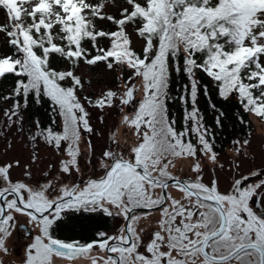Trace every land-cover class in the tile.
Wrapping results in <instances>:
<instances>
[{
    "label": "snow or ice",
    "instance_id": "6c2138e0",
    "mask_svg": "<svg viewBox=\"0 0 264 264\" xmlns=\"http://www.w3.org/2000/svg\"><path fill=\"white\" fill-rule=\"evenodd\" d=\"M124 2L127 6L117 17L106 10L109 0H0L6 16L0 34L12 49L11 55L0 54V79L9 74L17 78L11 94L0 98L13 100L4 111L7 126H22L21 110L30 98L37 104L46 98L62 131L42 128L36 121L38 131L30 139L42 138L58 153L63 148L67 159L61 161L60 171L68 176L82 174L79 157L85 135L89 153L95 156L90 137L96 131L84 102L101 113L118 109L117 127L136 137L127 157L107 145L98 160L101 174L82 183L32 188L11 180V163L0 166V252L8 253L6 239L16 227L14 214H23L39 229L23 264H54V257L69 264L81 258L91 264H264V214L249 206L254 196L261 195L258 190L264 189V181L244 186L245 176L227 192L220 191L214 176L203 182L201 156L213 165V174L215 166L222 169L223 164L197 105L203 74L222 100L235 98L245 113L264 119V0ZM97 20L114 24L116 30L98 29ZM129 27L143 41L139 53L132 46ZM104 40L107 47L101 46ZM57 57L56 62L65 66L53 67ZM101 64L109 71L118 70L124 90L108 89L96 99L85 95L82 100L80 93L91 80H84L77 70ZM125 71L130 73L126 80ZM173 72L188 81L179 97L186 106L182 130H177L168 109L174 99L169 92ZM203 93L208 96L207 85ZM211 107L215 109V104ZM127 108L134 111L128 114ZM99 120L104 123L103 115ZM240 122L245 123L242 118ZM113 144L119 141L113 138ZM249 145V139L234 141V156L246 157ZM36 158L34 153L33 162ZM177 159L193 161L195 179L182 180L169 172ZM169 188L182 193L183 200L168 195ZM137 208L160 213L158 230L147 244L136 227ZM81 212L122 216L128 224L116 236L99 231L88 243L54 237L58 221ZM94 249L106 255H95Z\"/></svg>",
    "mask_w": 264,
    "mask_h": 264
},
{
    "label": "rangeland",
    "instance_id": "374dc122",
    "mask_svg": "<svg viewBox=\"0 0 264 264\" xmlns=\"http://www.w3.org/2000/svg\"><path fill=\"white\" fill-rule=\"evenodd\" d=\"M122 0H109L107 5L108 14H118L122 7H125ZM4 15L0 12V18ZM128 32L132 39V46L141 51L143 41L140 40L134 33L132 27L128 28ZM0 44L5 45L4 39L0 34ZM6 47V46H4ZM3 48V47H1ZM65 66V65H64ZM77 75H81L84 80H91V86L85 85V90L80 93L81 99L87 95L92 99L98 98L103 91L108 89L122 92L123 80L118 79V70L109 71L101 64L97 67H87L81 65L77 70ZM124 79L130 75L129 72H124ZM137 88H140L139 81H134ZM142 89L136 93V99L139 101L142 98ZM85 106L90 112V122L96 131V135L90 137L92 144L95 147V156L89 153L87 148V137L82 140L80 145L81 156L79 157V165L82 174L73 172L71 176L63 174L60 171L61 161L67 159L64 154L63 148L58 153L52 147H49L43 140L38 138L33 142L30 137L35 134V129L30 128L26 122V115L22 114V126L14 124L11 128L7 126V120L4 117V112L0 110V166L11 163L13 167L10 170L11 180H48L56 186L64 184H73L89 177L95 178L101 174V169L98 167V160L101 152L107 145H112L120 151H123L127 157L129 149L136 141V137L132 132L120 124V113L118 109H110L104 113L99 112L97 109L91 108L84 102ZM7 105V104H5ZM7 107V106H6ZM134 111L132 108L125 109V112L131 114ZM103 115L104 123H100L99 117ZM253 133L249 136L250 145L247 148V156L235 157L233 153L234 145L225 149L222 153L218 154V160L223 164L221 169L218 165L215 166V173L213 174V165L204 157L199 158V163L203 169V182L208 183L210 178H217L219 186L221 185L224 190H228L236 179H242L248 173H256L254 170L264 173V122L260 121L256 116L252 117ZM22 127V130H20ZM103 134L102 136L100 134ZM111 137V138H110ZM113 138L119 141L118 145L113 144ZM36 155V160L33 162V154ZM91 161L89 163L88 161ZM19 161V165L16 162ZM239 163V169L235 168V163ZM175 167H169V172L172 175H179V177H187L195 179L196 173L192 172L193 161L189 159H177ZM255 175V178H258ZM246 182V181H244ZM247 186V183H244ZM169 193L172 198L183 200V195L174 188H169ZM160 189H156V194H159ZM264 205V196L262 199ZM138 212H140L138 210ZM137 216H145L143 213H137ZM155 215V211L150 212L149 217L140 219V228L148 227L147 222H151ZM111 226L117 228L118 218H113ZM115 231V230H114ZM113 232V231H112ZM147 233V232H146ZM147 236V234H145ZM99 253L96 251L95 254Z\"/></svg>",
    "mask_w": 264,
    "mask_h": 264
},
{
    "label": "trees",
    "instance_id": "16d2710c",
    "mask_svg": "<svg viewBox=\"0 0 264 264\" xmlns=\"http://www.w3.org/2000/svg\"><path fill=\"white\" fill-rule=\"evenodd\" d=\"M124 2V0H122ZM95 2V0H93ZM125 3V2H124ZM126 5V4H125ZM127 6V5H126ZM125 6V7H126ZM120 11V10H119ZM0 12L4 15V17L0 18V24L6 22V16L3 10ZM114 16L119 17L118 14H111ZM97 28L103 29L105 31H115L116 26L111 24L107 21H99L97 20ZM5 45L0 44V54L11 55L12 49L6 44V37L1 34ZM6 46V47H4ZM86 47L89 48L91 51L90 44L86 43ZM101 46L107 47L108 41L104 40L101 41ZM3 47V48H1ZM138 53L141 52L134 48ZM93 54H95L93 52ZM59 58L57 57L56 60L53 61V67H61L64 66L62 64L57 63ZM201 76V92L197 98V105L200 109V112L203 116L204 124L210 129L212 136H214V144H215V151L220 154L228 147L234 145V141L240 140L243 141L244 139H248L249 136L253 133V125H252V117L255 116L254 114L245 113L240 106L239 102L235 98H231L228 101L222 100L217 93L216 88L211 84L209 79L200 74ZM16 77L9 74L6 75L5 78L0 79V98L8 96L11 94L12 89L15 86ZM187 78L183 75H177L175 72L172 73L171 78V85L169 88L170 95L174 97V99L169 102L168 109L169 114L172 119L176 121L175 127L177 130H182L184 126V110L185 105H182L179 97L183 92V86L187 84ZM208 86V96H205L203 93V86ZM7 104V105H5ZM13 104V100H3L0 99V110L3 112L6 109H10ZM212 104H215V109L211 107ZM7 106V107H6ZM187 108L191 110V104L187 105ZM223 113L220 116V113ZM26 115V122L30 128H34L37 132L36 121H39L40 126L42 128L52 127L55 131L60 132L62 131L60 118L55 115L52 111V107L50 102L44 98L42 101L37 104L36 101L32 98L29 99V103L26 109L21 110V115ZM220 116L221 126H217L216 118ZM257 117V116H256ZM241 118L245 121L244 124H241ZM258 118V117H257ZM261 122H264V119L258 118ZM53 120L56 121L53 124ZM35 132V133H36ZM43 140L42 138H40ZM195 138L193 137V143H195ZM174 176V175H173ZM94 217V228L95 231L103 227L104 220L102 216H93Z\"/></svg>",
    "mask_w": 264,
    "mask_h": 264
},
{
    "label": "flooded vegetation",
    "instance_id": "af4514ba",
    "mask_svg": "<svg viewBox=\"0 0 264 264\" xmlns=\"http://www.w3.org/2000/svg\"><path fill=\"white\" fill-rule=\"evenodd\" d=\"M254 172L259 173L261 171L254 170ZM260 174V173H259ZM247 176L248 184H256L260 181H264V173L257 176L255 178V174L248 173L244 175ZM13 182H23L26 183L29 187L32 188H41L49 183L48 180H33V179H23V180H12ZM76 183H82V181H78ZM234 183V182H233ZM53 184V183H52ZM54 185V184H53ZM65 185V184H64ZM69 185V184H68ZM62 186V185H61ZM220 191L227 192L230 190H224L222 186H219ZM51 191V190H49ZM261 195L254 196L251 201H249V206L253 209L257 214H264V205L262 204V199L264 196V189H259ZM53 196L57 195L58 192H52ZM138 209V208H137ZM31 211V210H29ZM135 214L140 213L134 210ZM142 213V212H141ZM145 216L141 215L140 219H144L149 217L150 212L143 213ZM16 220V227L11 229V236L6 239V247L8 249V253L4 254L0 252V261H3V264H23V261L26 259V251L29 245L34 241L36 235L39 234V229L36 228L33 224L28 222L29 218L24 216L23 214H14ZM93 216H102L104 220L103 227L95 231L94 228V217ZM139 217V216H138ZM113 218H118V226L115 228L111 226L113 222ZM152 221L147 222L144 228H140L139 222L136 225L137 230H142V239L144 244H147L151 239L152 233L158 230V221L160 219V213L155 211L154 217H151ZM58 227H54L53 235L56 238H59L64 241H73L79 240L81 243H88L92 240L96 239V233L99 231L106 232L108 236H116L119 235V229L121 227H127L128 221H126L122 216L121 217H108L100 213H69L67 214L62 221H58ZM115 230V231H114ZM113 231V232H112ZM147 232V233H146ZM147 234V236L145 235ZM95 250H93V254H95ZM140 252H144V247L142 246L139 249ZM146 254V253H145ZM95 255H106V253H98ZM54 264H69L68 261L63 258L54 257ZM74 264H91V261L86 258H81L80 260L74 262Z\"/></svg>",
    "mask_w": 264,
    "mask_h": 264
},
{
    "label": "water",
    "instance_id": "95a60500",
    "mask_svg": "<svg viewBox=\"0 0 264 264\" xmlns=\"http://www.w3.org/2000/svg\"><path fill=\"white\" fill-rule=\"evenodd\" d=\"M182 180H184V179H182ZM169 183L171 184V183H173V181H169Z\"/></svg>",
    "mask_w": 264,
    "mask_h": 264
}]
</instances>
